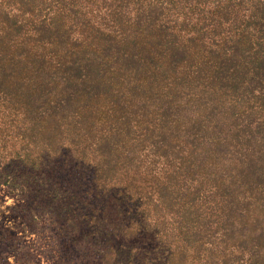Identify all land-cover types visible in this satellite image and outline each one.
Returning <instances> with one entry per match:
<instances>
[{"label":"trees","instance_id":"trees-1","mask_svg":"<svg viewBox=\"0 0 264 264\" xmlns=\"http://www.w3.org/2000/svg\"><path fill=\"white\" fill-rule=\"evenodd\" d=\"M0 140L100 261L264 264V0H0Z\"/></svg>","mask_w":264,"mask_h":264},{"label":"rangeland","instance_id":"rangeland-1","mask_svg":"<svg viewBox=\"0 0 264 264\" xmlns=\"http://www.w3.org/2000/svg\"><path fill=\"white\" fill-rule=\"evenodd\" d=\"M14 151L9 141L0 140L2 174L11 171L1 167ZM4 178L0 176V264H112L99 260L103 246L115 249V259L122 255L120 239L90 222L89 209L78 196L82 188L61 181L51 187L23 186Z\"/></svg>","mask_w":264,"mask_h":264}]
</instances>
